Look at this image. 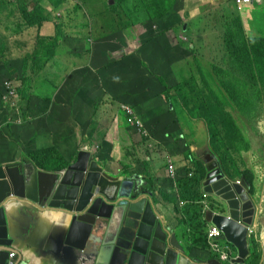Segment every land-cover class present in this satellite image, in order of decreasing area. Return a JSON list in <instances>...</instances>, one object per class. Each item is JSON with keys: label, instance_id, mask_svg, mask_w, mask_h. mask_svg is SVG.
I'll return each mask as SVG.
<instances>
[{"label": "crops", "instance_id": "crops-1", "mask_svg": "<svg viewBox=\"0 0 264 264\" xmlns=\"http://www.w3.org/2000/svg\"><path fill=\"white\" fill-rule=\"evenodd\" d=\"M203 1L197 0L198 4H191L190 11L194 13V17L189 23L191 28L199 27L197 32L194 30L191 32L197 47L199 41L205 38L211 42V45L206 47V52L200 53L198 60L201 62L203 72L206 73L208 70L211 74L221 75L220 82L212 85H214V95L224 104L230 115L229 119L231 117L233 119V126L229 129L230 142L232 145L242 146L241 149H235L234 158L227 153L222 154L223 161L217 153L224 150L222 145L224 139L220 138L219 145L217 141L212 140L214 132L213 130L210 132L207 118H210V112L215 111V107L211 106L210 100H208L209 106L205 103L200 106L193 96L191 102L190 99L181 101L171 96L172 94L167 96L163 93V99L160 96L156 100L157 103L147 109L146 102L149 100L138 97L146 98L149 94H161V89H146L147 84L154 88L159 87L149 76L146 82L145 75L137 77L134 73H129L128 63L124 58L118 60L107 53L101 56V62L102 66L104 64L108 66H104L102 72L98 73L96 66L78 73V69L88 66L92 58L87 55L85 60H81L84 56L78 57L82 64H78L75 59L71 67L73 70L78 69L72 73L73 76L67 79L68 74L58 80L59 83L63 81L62 95L54 85V77L48 84L44 82L43 96L30 94L24 88L25 83L21 82L14 101L3 102L2 108L7 114L5 115L0 109V167L25 166L27 170H32V166H35L43 171H55V169L57 171L61 169H57L56 166L48 168L37 166L31 159L35 157L32 153L45 148H54L65 161L64 163H70L77 159L79 152L89 151L96 159L102 161L111 173L123 176L124 180L131 182V186L127 189L136 196L137 200L140 198L150 200L158 219L157 223L161 222L162 227L170 235L175 233L186 248V264H208L209 260L216 258L223 261L225 253L220 250L224 251L222 248L227 245L225 238L223 235L209 238V232L215 226L206 220V215L205 227L203 233H200L199 227H196V222L193 220L198 202L183 195L184 193L192 194L191 196L200 195L205 211L210 209L212 202L215 203L214 198L205 197L203 191L205 178L195 193L188 187L200 169L199 175L205 174L206 177L205 159L214 153L227 169L231 181L244 179L250 185L251 200L256 207L251 229L254 231V239L258 246L256 250L253 247L245 264H264V99H260L256 108L251 109L248 102L240 104L227 98L237 96L240 100L239 97L245 93L249 96L264 97V24L260 28L255 22V18L264 6V0H261L262 3L255 2L249 7L245 6L242 13L236 10L233 4L235 0H207L206 3ZM227 3L232 5L228 4V7ZM212 5L220 12H223V9H231L241 19L243 29L241 32L245 36V41L242 43L248 53L249 50L252 53L248 56L236 50L233 56L229 55L235 61L234 65L239 72L230 70L231 64L224 63L222 35L225 26L217 17L205 19V16H209L214 11L211 9ZM250 6H260V9L253 11L254 7ZM40 30L48 31L43 34L44 36H55V26L51 20L43 22ZM199 31L202 34H199ZM194 45L192 49L196 48ZM95 49L92 51L93 56ZM70 52L72 51L64 48V53ZM112 53L124 57L118 49ZM205 58L212 62L202 64L206 62ZM249 60H254L253 68L257 73L255 77L252 74L247 77L244 70L248 69ZM180 63L186 65V79L192 81V71L187 73L192 62ZM173 68L160 66L158 73L171 74ZM30 70L32 71L31 67ZM47 70L49 71L50 68L45 66L41 71L42 82L43 79L47 80ZM107 74L110 75L109 80L106 78ZM197 74L199 72L195 71V76ZM111 81L127 84V92L123 93L122 85V91L119 89L120 95L114 96L113 92L119 86L109 85ZM135 83L138 85L137 88L133 87ZM171 90L173 95L177 93L175 89ZM202 90L209 89L201 85V92ZM123 107H130L136 120L144 125L150 124L144 126L148 131V137L143 138L142 130L128 124L127 113ZM250 111L251 119L245 115L246 112L250 115ZM180 112H184L187 116L179 115ZM220 119L223 120V117ZM238 119L243 123L240 129L237 127ZM51 127L58 129V143L50 142L46 146L47 144L42 142L49 140ZM34 128L41 132L35 130L31 133ZM242 128L249 132H244ZM171 129H177V132L172 134ZM218 129L221 132L219 126ZM254 134L256 137L252 138ZM245 139L247 142L242 143ZM251 139L254 142L253 152L249 149ZM31 141L35 143L27 146ZM226 142L228 143L227 140ZM109 149L110 152H107ZM225 162L234 163L227 166ZM54 163L60 164L62 161L57 160L50 164ZM170 165L175 169L174 177L169 173ZM242 173H246V177ZM204 203H207V207ZM12 204L11 208L14 210L9 207L8 214L14 224L11 227V235L14 236L18 232L11 250L17 253L15 264H82L83 256L64 246L70 226L61 213L43 212L42 209L38 210L37 207L31 206L26 200L12 201ZM21 223H25L30 231L17 230V225ZM232 252L230 257H236V252Z\"/></svg>", "mask_w": 264, "mask_h": 264}, {"label": "water", "instance_id": "water-1", "mask_svg": "<svg viewBox=\"0 0 264 264\" xmlns=\"http://www.w3.org/2000/svg\"><path fill=\"white\" fill-rule=\"evenodd\" d=\"M205 163L203 191L215 200L205 211L206 220L224 236L227 246L220 252L228 255L208 264H245L256 213L250 185L244 179L231 181L214 153ZM129 186L131 182L111 173L89 151L79 152L76 160L57 171L0 167V264L8 263L18 234L11 235L9 207L14 210L12 201L24 200L38 210L64 216L70 226L64 246L83 256L82 264H186V248L176 234L157 223L150 200H137ZM231 250L236 257H230Z\"/></svg>", "mask_w": 264, "mask_h": 264}, {"label": "rangeland", "instance_id": "rangeland-1", "mask_svg": "<svg viewBox=\"0 0 264 264\" xmlns=\"http://www.w3.org/2000/svg\"><path fill=\"white\" fill-rule=\"evenodd\" d=\"M32 1L33 3L31 5V9H33L35 5L38 6L41 9V15L46 16L48 20L53 22L55 26V36H44L48 31L41 32L40 29L42 26L28 28L24 24V20L16 8L10 7V9L13 10V12H11V10H6L5 7H0V54H2L6 60V63L0 62V109H2L4 105L3 102H10V100L14 101V98L17 97L16 91L21 87V82L25 83L24 88L26 91L30 92V94L43 96L45 95L44 84H48V82L51 81V78L53 79L54 77V85L62 95L63 81H61V84L58 80L60 77L62 79L68 74L69 76L67 79L73 76L72 73L78 69L76 68L73 70L71 67L75 59H77L78 64H82L81 60H85L87 55L89 58H92L88 66L78 69L77 72L80 73L84 72L86 69H91L93 66L97 67L101 63V56L107 53L112 54L113 58L118 60L124 58L128 63L127 67H129V73L131 74L135 73L138 68L135 59H138V63L141 64L142 68L148 71L149 77H151L155 81V84L159 87L155 88V90L161 89L162 91L160 92L161 94H149L146 98H141L140 96L138 97L142 100H149L146 102L147 109H149L157 103L156 100L160 98V96L161 99H163V93L166 95L172 94L171 91H168L161 86L158 78H163L166 81L165 85L168 87H171V81L174 82L173 78L175 76L177 77L179 83L185 81L187 67L184 63L180 62H184L186 60L193 63V61L198 57V54L192 49L194 44L187 36L188 28L186 27L187 23H189V21L194 17V13L190 11V6L192 3H194V5L198 4L197 0H179L177 5L165 16L156 20H153L150 17V12L146 10V6L142 0H117L121 2V8H119L121 15L124 18L129 17L130 19H133V24L129 28L130 30L128 32H125V27L119 26L116 23V16L111 13V10L109 11L107 9V5L110 2H113L114 4V1L116 0ZM85 1L88 2V6L85 5ZM203 2L206 3L208 1L206 0ZM228 4L232 5V3H227V5ZM183 5L184 9L182 10ZM247 7H249V5ZM250 7H254L253 11L260 9V6ZM208 8V11H210V7ZM211 9L218 10L213 5L211 6ZM244 9L245 7H240V9L237 8L236 10L241 11L242 13ZM255 22L260 26V28H262L264 24V6L255 18ZM58 27H60L62 31V39H57L59 38ZM198 28L199 27L195 28L194 32H197ZM198 33L202 34L201 31ZM48 38L56 39L49 40ZM222 40L224 63H228L231 62L232 59L229 57L227 49L225 48L226 37L224 35H222ZM210 43L211 42L208 38H205L203 41H199L198 47L196 46L198 52H206V47L211 45ZM64 48L72 52L64 53ZM163 48H167L172 53V56L168 57L165 55L164 51L160 50ZM94 49L95 52L93 56L92 51ZM117 49L124 54V57H122V55L112 53ZM36 50H39L41 57L48 59L46 66L48 69L50 68L49 71L47 70V80L43 79V82L40 77L41 72L35 74L31 73L32 71L30 70V65L32 63L30 61L32 60L29 57ZM62 55L65 57L63 58ZM82 56H84V58L80 60L79 58ZM37 57H39V55H37ZM166 60L169 62L167 66L174 67L172 70L173 73L169 74L165 72L163 74H159V65L160 63H165ZM205 60L206 62H203L202 64L212 62L211 60H208V58H205ZM200 69L203 70L202 66ZM191 71L195 74V71H197L195 65H191ZM200 74H197L194 79L199 84L200 79L202 83V77ZM106 78L109 80L110 75L107 74ZM130 80H132V78ZM6 83H11L12 87H15L14 96H10L9 91L5 86ZM209 83L213 84L210 81ZM109 85L119 86V88H115L113 92L115 93L114 96L120 95L122 85L123 93L125 94L127 92V84H120L117 81H111L109 82ZM133 87L137 88L138 85L135 83ZM175 88H177V85ZM171 89H173V87ZM207 91L208 90H202V94ZM136 94H139V92H136ZM205 97L206 96L204 94L200 97L201 103H199V105H203ZM188 98L191 102H193L190 92L188 94ZM260 99H264V97L247 95L240 100V104L241 102H248L251 109H255L258 104L257 102ZM31 101L29 102L31 103ZM3 111L6 115L7 112L5 110ZM218 113L219 112H216L214 115H218ZM179 115H183L184 117L187 116L184 112H180ZM245 115L250 118L251 111L250 115H248L247 112ZM236 122L238 129H240L243 124L242 121L238 119ZM144 126H150V124ZM219 126H226L227 129H231L233 122L227 117L224 120L220 119ZM35 130L41 132L39 129L34 128L31 130V133ZM242 130L244 132H249L245 128H242ZM57 131L58 129L56 127H51L49 140L43 141L42 143L47 144L46 146H48L50 142H53L54 144L58 143ZM229 134V130L223 131L222 135H218L217 138H225L228 137ZM141 136L143 137V135ZM255 137L256 135L254 134L252 138ZM245 142H247V139L242 141V143ZM34 143L35 141H31L27 144V146ZM249 145L250 151L253 152L254 142L252 139L250 140ZM238 148L241 149L242 146L239 144L230 145L229 147L224 148L223 153H227L228 156L234 158L236 155L235 149ZM233 163H227V166H230ZM17 208H19V206H17ZM21 224H18L16 228L17 230L24 231L26 229V224L24 223L20 226Z\"/></svg>", "mask_w": 264, "mask_h": 264}, {"label": "trees", "instance_id": "trees-1", "mask_svg": "<svg viewBox=\"0 0 264 264\" xmlns=\"http://www.w3.org/2000/svg\"><path fill=\"white\" fill-rule=\"evenodd\" d=\"M158 1L157 0H142V2L146 6V10L148 12H150L149 13L150 17L153 20L161 19V17L165 16L172 8H174L177 5V2L179 0H158ZM147 2H148V5H147ZM32 3H33L32 0H0V7H5L6 10H11L10 7L16 8L19 11L20 15L22 16V18L24 20V24L28 28L36 27V26L41 27L42 23L46 22L48 20V18L46 16L41 15V13H42L41 9L38 6L35 5L34 8L31 9ZM120 3L121 2H119L117 0L114 1L113 5H111L109 3L107 5V9L109 11L111 10V13H113L116 16V23L119 26L125 27V29H124L125 32H128L130 30L129 28L133 24V19H130L129 17L124 18L121 15V12L119 11V8H121ZM233 4H235L234 6L237 9L235 1L233 2ZM85 5L88 6L87 1H85ZM183 9H184V5L182 6V10ZM11 12H13V10H11ZM223 12H220V10H214V11H212V13L209 14V16H205V19L210 18V17H217L219 19V22L225 26L226 29H225V32L223 33V35L226 37L225 43L227 46L225 48L227 49L228 55L233 56L234 52L236 50H238L241 54L249 56L250 53H252V52H250V50H249V53H248L247 48L242 43L245 41V36H244V33L241 32V30H243V29H242V23H241L240 17H238V14L231 9H229V10L223 9ZM186 27L188 28L187 36L189 37V39H191V42L193 44H195V37L191 33L192 30H194L195 28H191L190 23H187ZM236 27L239 29H237ZM58 35H59V38H57V39H62V31H61L60 27H58ZM48 39L51 40V39H56V38H48ZM194 47H196V44L194 45ZM160 50L164 51V54L167 55L168 57L172 56V53L167 48H163ZM193 50H195V52L198 54V57H199L200 53L198 52L197 48H195ZM37 55H39V57H37ZM198 57L193 61V64L195 65L197 71L200 74L203 70L200 69L201 62L199 60H197ZM29 58H31V60H32V63L30 65L32 72L35 74L41 72L45 68V66L47 65V62H48V59H44L43 57H41L39 50L34 51V53ZM28 61H30V60H28ZM101 61H102V59H101ZM0 62L6 63V60L2 54H0ZM135 62L137 63L136 65H138V68H137L136 72L134 73V76L142 77L145 75L146 76V82H147V80H148L147 76H149L148 71L144 70L142 68L141 64L138 63V59L137 60L135 59ZM234 62L235 61L232 59L231 62H228L227 65L231 64L230 70H236L237 71V69L234 65ZM168 64H169V62L166 60L165 63H160L159 67L160 66L161 67L167 66ZM247 65H248V69H246V68L244 69L246 74H247V77H249L251 74L253 75V77H255L257 75V73L253 68L255 65L254 60H249L247 62ZM104 66H108V65L104 64ZM104 66H102V62H101L96 68L97 73L102 71L101 69ZM98 68H100V69H98ZM149 68H152V67H149ZM207 72H208V70H207ZM207 72L206 73L203 72L200 74V76L202 77V83H201V79H200V84L197 81H195L194 79H192V81L189 82L186 78H185V81H182L181 83H179L176 76H175V78H173V80L175 82L172 83L171 87H168L167 85H165V81L161 77L158 78V81L163 88L167 89L168 91H171V93H172L171 96H174V98H176L177 100H181V101L187 100L188 101L189 92L196 99V101L198 103H201L200 97L203 94L206 96L205 100L203 102V103H205V105L209 106L208 100H210V104H211V106L215 107V111L210 112V118H207V125H208V128L210 129V132L212 130H213L212 132H214L212 140L217 141L218 145H219L220 139H218L217 136L222 135L223 131H228L229 129H227L226 126L225 127L219 126L218 120L221 117H223V120L227 117L229 118L230 115L226 111L224 104L221 101H219L216 98V96L214 95V92H215L214 91V85L209 83V81L212 82L213 84L219 83L220 79H221V75H214V74H211L209 72L207 74ZM237 72H239V71H237ZM161 73H163V71H161ZM171 73H173V72H171ZM192 82H194V84H192ZM201 84L206 86L209 89L207 92H205L203 94L201 92ZM176 85H177V88H175ZM172 87H173V89H175L177 91V93H174V95H173V92L171 90ZM189 87H192V88H189ZM148 88L155 89L151 85L147 84L146 89H148ZM18 92L19 91H16V95ZM167 96H170V95H167ZM245 96H247L246 93L243 94L239 98L242 99ZM227 98L231 99L232 102L233 101H236V102L239 101L240 102V100H241V99L239 100L237 96H231V97H227ZM3 109L4 108H2V110ZM216 112H219L218 115H214V113H216ZM203 116L206 117V115H203ZM230 120L233 121L232 117ZM218 126L221 128V132L219 131ZM171 131H172V134H175L177 132V129H175V130L171 129ZM230 135L231 134H229L228 137L223 138L224 141H223L222 145L224 146V148L232 145L230 142ZM242 138H244V137L242 136ZM226 140L228 141V143L226 142ZM103 146H105V144ZM104 151H105V149H104ZM107 152H110V149ZM217 153L223 158V161H224V156H222V154H224L223 151L221 150V152L218 151ZM32 155H35L34 159L31 157L32 161H35L36 165L39 166L40 168H48V167L56 166L57 169H63L69 164L68 162L64 163L65 161L62 160V158L57 154V152L54 148L41 149L39 151L32 153ZM57 160H61L62 163L50 164V163H53ZM200 172H201V169L197 174L199 175ZM226 172H227V169H226ZM242 174L246 177V173H242ZM198 175H196V178L192 182H190L189 184L187 182L189 189L192 190L193 193H195L199 189V187L202 185V182L205 178V174H202L199 176ZM191 195H185V193H184L183 196L198 202V205H196L197 208H196V211L194 213V217H193L194 219L193 220L196 222V227H199V231L202 234L204 227H205V222H204L205 209H203V204L201 201L203 199H201L202 197L200 195L199 196H195V195L191 196ZM207 200H209V199H207ZM200 202H201V204H199ZM204 204L207 207V203H204ZM210 207H211V204H210ZM205 239H207L206 236H205ZM250 245H251V251H253V247L255 250L257 249L258 244L256 242V239H254V236H252V240H251Z\"/></svg>", "mask_w": 264, "mask_h": 264}, {"label": "built area", "instance_id": "built-area-1", "mask_svg": "<svg viewBox=\"0 0 264 264\" xmlns=\"http://www.w3.org/2000/svg\"><path fill=\"white\" fill-rule=\"evenodd\" d=\"M237 6L240 8V7H243L244 5L246 4H250L252 3V0H235ZM6 88L7 90L9 91V94L10 96H14L15 95V87H12V84L11 83H6ZM124 110L126 111L127 115H128V122L133 125L134 127L138 128L139 130H142L143 128V124L136 120L135 119V116H134V112L133 110L130 108V107H123ZM174 167L173 165H170L169 167V173L172 177H174ZM206 197V195H205ZM250 233L252 235L253 231L252 229L250 228ZM222 234L221 232L219 231V229L217 227H213L210 232H209V238L210 239H213L215 237H220ZM224 259L227 258L226 254L223 256ZM16 258H17V253L16 252H10L9 253V258H8V263L7 264H15L16 263Z\"/></svg>", "mask_w": 264, "mask_h": 264}, {"label": "clouds", "instance_id": "clouds-1", "mask_svg": "<svg viewBox=\"0 0 264 264\" xmlns=\"http://www.w3.org/2000/svg\"><path fill=\"white\" fill-rule=\"evenodd\" d=\"M262 3L263 1H261V0H252V3ZM252 3H250V4H252ZM110 4H111V2H110ZM250 4H246V5H244L243 7H245V6H247V5H250ZM112 5V4H111ZM236 6H237V4H236ZM242 7V8H243ZM237 8L238 9H240L238 6H237ZM198 60V59H197ZM186 61V60H185ZM191 65H194L193 63L191 64ZM191 65H190V70H188L187 71V73H189V72H191ZM198 72V71H197ZM192 75H193V79H195V74L192 72ZM186 76H187V74L185 75V78H186ZM127 121H128V115H127ZM128 124L129 125H131L129 122H128ZM143 124V123H142ZM131 126H133V125H131ZM136 128V127H135ZM137 129V128H136ZM142 135H143V137L144 138H146V137H148V131L146 130V127H144V124H143V128H142ZM170 133H172V132H170ZM170 133H168V134H170ZM163 134H165V133H163ZM236 183H240V180L239 181H237ZM205 195H206V197H210L208 194H206L205 193ZM252 228V227H251ZM254 232V231H253ZM227 246V245H226ZM226 256H227V258H228V255L226 254Z\"/></svg>", "mask_w": 264, "mask_h": 264}]
</instances>
